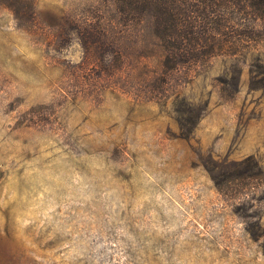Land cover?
I'll list each match as a JSON object with an SVG mask.
<instances>
[{"label":"rangeland","instance_id":"rangeland-1","mask_svg":"<svg viewBox=\"0 0 264 264\" xmlns=\"http://www.w3.org/2000/svg\"><path fill=\"white\" fill-rule=\"evenodd\" d=\"M131 1L0 0V264H264V20L171 61Z\"/></svg>","mask_w":264,"mask_h":264},{"label":"trees","instance_id":"trees-1","mask_svg":"<svg viewBox=\"0 0 264 264\" xmlns=\"http://www.w3.org/2000/svg\"><path fill=\"white\" fill-rule=\"evenodd\" d=\"M126 5V15L147 10L167 58L186 63L218 54L232 38L253 37L254 22L264 20V0H134Z\"/></svg>","mask_w":264,"mask_h":264}]
</instances>
